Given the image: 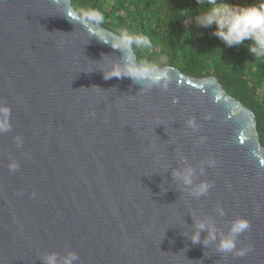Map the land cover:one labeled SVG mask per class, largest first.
<instances>
[{"label":"water","instance_id":"1","mask_svg":"<svg viewBox=\"0 0 264 264\" xmlns=\"http://www.w3.org/2000/svg\"><path fill=\"white\" fill-rule=\"evenodd\" d=\"M115 35L85 23L71 0H0V105L11 112V131L0 133V264H42L53 251H75L74 264H264L256 114L216 76L174 66L162 67L167 92L105 79L122 62L104 43ZM208 158L216 166L201 175ZM187 166L213 183L207 195L173 179ZM238 217L251 225L238 238L252 248L243 257L184 235L202 220L219 238Z\"/></svg>","mask_w":264,"mask_h":264},{"label":"trees","instance_id":"2","mask_svg":"<svg viewBox=\"0 0 264 264\" xmlns=\"http://www.w3.org/2000/svg\"><path fill=\"white\" fill-rule=\"evenodd\" d=\"M82 16L85 10H98L102 25L120 34L128 31L150 39L151 48L136 49L138 60L160 67L174 66L196 76H216L224 88L254 111L264 145V59L248 52L249 41L240 47H226L211 33L198 27L197 0H71ZM237 6L259 4L264 0H229ZM167 58H166V56Z\"/></svg>","mask_w":264,"mask_h":264},{"label":"clouds","instance_id":"3","mask_svg":"<svg viewBox=\"0 0 264 264\" xmlns=\"http://www.w3.org/2000/svg\"><path fill=\"white\" fill-rule=\"evenodd\" d=\"M197 3L200 5L198 14L195 16V23L198 27L211 28L215 25L211 34L228 48L240 47L245 41H249L248 52L254 58L264 59V2L247 6H237L230 3L229 0H197ZM82 16L85 23L99 25L104 22V16L98 10H85ZM104 43L109 44L114 50H118L122 54V62H113L107 69L110 74L106 75L105 70H102L105 79L128 77L134 84L140 85V90L150 91L157 88L164 92L168 91L169 85L172 83L169 69L162 68L156 63L138 62L134 57V50L152 47L147 36L123 31L115 35L109 42ZM10 115V108L7 105H0V118H2L0 119V133L11 131ZM210 118V116L205 117V119ZM185 123L194 133L200 129L195 117H190ZM16 142L18 147L22 146L20 138L17 137ZM205 142L206 137L204 136L198 140L200 144ZM216 163L215 158L201 161V175L205 174L206 167H215ZM18 168V163L9 165L10 172H14ZM195 173L196 170L193 167L187 166L173 170L172 176L173 179L182 183L189 196L199 199L208 194L213 183L202 179L199 182L194 181ZM217 212L221 216L225 215L221 208H218ZM250 227V222L246 218H235L230 222L228 231L218 238L215 228L201 220L196 222L195 229L190 235L188 233H184V235L193 245L203 243L204 246H207L209 243L215 242L217 252L232 253L237 257H243L252 248L251 246L238 248V238ZM201 232L208 233V237L203 241H201ZM40 260L42 264H74L79 260V256L75 251H68L61 258L57 252L53 251L42 255Z\"/></svg>","mask_w":264,"mask_h":264},{"label":"rangeland","instance_id":"4","mask_svg":"<svg viewBox=\"0 0 264 264\" xmlns=\"http://www.w3.org/2000/svg\"><path fill=\"white\" fill-rule=\"evenodd\" d=\"M165 56H166V54H165ZM166 58H167V56H166Z\"/></svg>","mask_w":264,"mask_h":264}]
</instances>
